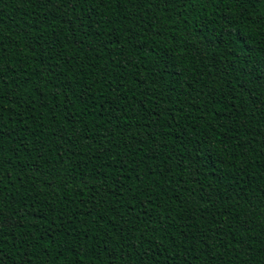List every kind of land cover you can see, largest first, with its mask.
<instances>
[{
    "label": "trees",
    "instance_id": "obj_1",
    "mask_svg": "<svg viewBox=\"0 0 264 264\" xmlns=\"http://www.w3.org/2000/svg\"><path fill=\"white\" fill-rule=\"evenodd\" d=\"M0 264H264V0H0Z\"/></svg>",
    "mask_w": 264,
    "mask_h": 264
}]
</instances>
